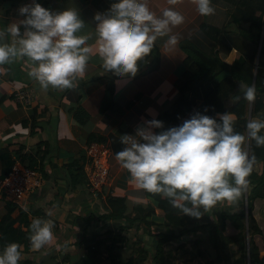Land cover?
Masks as SVG:
<instances>
[{
	"label": "crops",
	"instance_id": "1",
	"mask_svg": "<svg viewBox=\"0 0 264 264\" xmlns=\"http://www.w3.org/2000/svg\"><path fill=\"white\" fill-rule=\"evenodd\" d=\"M28 2L30 0H0V27L18 21L21 18L18 7ZM38 2L52 10L76 7L86 24L94 27V13L109 11L116 0ZM169 6L185 17L184 23L173 29L181 34L179 45L174 52L166 54L164 42L167 37L158 38L155 46L159 49V57L149 58L134 77L126 74L118 78L115 74L104 73L102 61L96 54L98 42L95 40L89 42L93 53L87 68L72 88H41L38 81L28 75L30 63L27 58L0 65V150L13 151L16 162L38 170L42 183L20 206L23 209L26 206L34 215L51 219L55 234L54 240L40 250L25 251L24 245H20L19 263L76 262L91 240L122 226L130 227L132 242L139 239L149 250L154 248L164 212L155 205L149 192L139 188L128 171L117 163L114 153L123 147L119 140L121 134L134 133L144 119H151L153 114L157 117L178 97L175 81L186 58L181 42L190 39L205 51L213 47L212 41L201 30L204 17L196 11L194 0H177L176 5H169L168 0H150V7L157 14ZM23 27L21 25V29ZM90 30L86 26L85 31ZM229 57L228 61L233 62L236 51ZM14 81L23 82L33 91L31 107L26 108L14 99ZM216 83L213 80L196 85L191 91V99H203ZM93 141L108 149L110 178L98 192L91 191L88 186L85 169L86 148ZM113 205L124 206V214L130 216L137 211L152 215L145 222L131 224L125 218L109 217ZM213 211L208 210L207 218L213 217ZM6 212L4 205H0V217ZM123 254H129V250Z\"/></svg>",
	"mask_w": 264,
	"mask_h": 264
},
{
	"label": "clouds",
	"instance_id": "2",
	"mask_svg": "<svg viewBox=\"0 0 264 264\" xmlns=\"http://www.w3.org/2000/svg\"><path fill=\"white\" fill-rule=\"evenodd\" d=\"M194 3L201 16L215 11L212 0ZM168 4L176 5L177 0H168ZM17 12L21 17L18 21L0 27V65L27 58L28 75L43 89L74 87L87 68L93 53L89 42L93 40L98 42L96 54L104 73L134 77L139 62L152 53L158 38L167 37L166 54L177 49L181 34L173 29L185 21L172 6L157 14L150 0H116L109 11L94 13V27L86 24L73 6L52 10L30 0ZM86 26L91 30L85 31ZM239 90L246 100H255L254 84L241 82ZM206 112L207 106L167 128L153 114L134 133L121 134L123 147L114 153L117 163L139 188L160 194L182 215L194 218L219 203L234 204L241 198L255 162V156L244 146L245 140L250 138L257 146H264V118L249 119L245 136L235 130L231 112H217L215 116ZM54 236L51 219L32 217L28 239L33 250L50 244ZM21 255L20 244L6 242L0 248V264H19Z\"/></svg>",
	"mask_w": 264,
	"mask_h": 264
},
{
	"label": "trees",
	"instance_id": "3",
	"mask_svg": "<svg viewBox=\"0 0 264 264\" xmlns=\"http://www.w3.org/2000/svg\"><path fill=\"white\" fill-rule=\"evenodd\" d=\"M212 6L215 11L203 16L201 30L212 41L213 47L205 51L190 39L181 42L186 58L175 81L178 97L156 118L167 128L182 123L194 111L203 112L207 106L206 114L211 116L217 112H231L235 130L246 136L247 121L264 118V0H212ZM234 50L236 58L230 63L227 59ZM152 56L159 57L155 45L152 53L139 62L138 69ZM213 80L217 81L216 85L203 99H191V91L196 85ZM241 82L255 85L254 101L243 97L239 90ZM237 96L240 98L236 99ZM244 146L255 156L253 170L247 178V191L239 199L247 197L246 206L236 204L219 213L214 210L211 222H208L207 213L200 218L182 215L167 198L149 192L155 205L164 212L153 249L149 250L139 239L132 242L130 227L122 226L91 240L85 246L83 256L69 264H264V230L254 214L256 199L264 200V146H257L250 138H246ZM15 163L13 151L0 150V181ZM0 205L7 210L0 217V248L6 242L15 241L29 251V224L32 217L38 215L3 194ZM123 207L113 205L109 217L125 218L132 224L145 222L152 215L137 211L130 216L124 214ZM209 225L205 243L197 234ZM229 226L234 229L231 233L227 232ZM125 250H129L128 257L123 254ZM19 264L35 263L24 261Z\"/></svg>",
	"mask_w": 264,
	"mask_h": 264
},
{
	"label": "built area",
	"instance_id": "4",
	"mask_svg": "<svg viewBox=\"0 0 264 264\" xmlns=\"http://www.w3.org/2000/svg\"><path fill=\"white\" fill-rule=\"evenodd\" d=\"M14 99L25 106L31 107L33 91L23 82L14 81L12 85ZM87 162L85 165L88 186L91 191H100L109 182L108 149L100 142H90L86 148ZM42 183L41 176L36 168L28 164L16 162L9 173L0 181V193L23 205L28 195Z\"/></svg>",
	"mask_w": 264,
	"mask_h": 264
},
{
	"label": "rangeland",
	"instance_id": "5",
	"mask_svg": "<svg viewBox=\"0 0 264 264\" xmlns=\"http://www.w3.org/2000/svg\"><path fill=\"white\" fill-rule=\"evenodd\" d=\"M228 58L229 59H227V60H230L231 57H228ZM236 204H242V205L246 206L247 205V200L245 198L244 200H239L238 202H236L234 204L219 203L213 209L212 208L210 209L211 210L210 213H212L213 210H215L217 212H220V211H222V210H224L226 208L232 207V206H234ZM254 214H255L260 226L264 230V200L262 198L256 199ZM207 221L211 222L210 216L207 219ZM209 227H210V225L207 228H204L203 230H201V234L200 233L197 234V235H199L200 237L203 238V242H205V243L207 242V237L209 235V231H208ZM233 231H234L233 227L229 226L227 232L231 233ZM185 238H187V237H185ZM182 239H184V237H182ZM203 246H204V244H203ZM128 256H129V254H127L125 257H128Z\"/></svg>",
	"mask_w": 264,
	"mask_h": 264
},
{
	"label": "water",
	"instance_id": "6",
	"mask_svg": "<svg viewBox=\"0 0 264 264\" xmlns=\"http://www.w3.org/2000/svg\"><path fill=\"white\" fill-rule=\"evenodd\" d=\"M139 72H137L136 74H138ZM246 191H247V189H246ZM247 196V195H246ZM247 198V197H246Z\"/></svg>",
	"mask_w": 264,
	"mask_h": 264
}]
</instances>
